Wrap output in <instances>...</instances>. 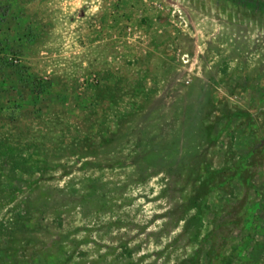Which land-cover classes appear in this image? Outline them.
Wrapping results in <instances>:
<instances>
[{"label":"rangeland","instance_id":"rangeland-1","mask_svg":"<svg viewBox=\"0 0 264 264\" xmlns=\"http://www.w3.org/2000/svg\"><path fill=\"white\" fill-rule=\"evenodd\" d=\"M0 264H264V0H0Z\"/></svg>","mask_w":264,"mask_h":264}]
</instances>
